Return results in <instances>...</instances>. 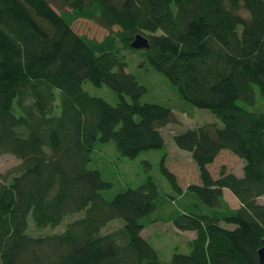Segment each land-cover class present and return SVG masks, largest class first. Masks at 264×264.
Returning a JSON list of instances; mask_svg holds the SVG:
<instances>
[{
	"label": "trees",
	"instance_id": "trees-1",
	"mask_svg": "<svg viewBox=\"0 0 264 264\" xmlns=\"http://www.w3.org/2000/svg\"><path fill=\"white\" fill-rule=\"evenodd\" d=\"M81 17L106 28L104 38L77 32ZM138 33L149 41L144 66L167 76L182 111L208 108L222 123L174 135L199 181L182 187L162 158L176 193L148 175L106 198L113 182L93 162L101 145L134 158L163 148L161 127L177 120L170 105L142 99L147 85L127 68L121 50ZM85 81L108 85L116 102ZM225 148L244 159L242 175L225 165L211 172ZM8 152L20 162L0 173V264H164L143 234L160 221L195 232L170 264H260L264 0H0V155ZM75 211L83 214L60 232H27L29 214L55 226ZM114 218L124 224L103 232Z\"/></svg>",
	"mask_w": 264,
	"mask_h": 264
},
{
	"label": "rangeland",
	"instance_id": "rangeland-1",
	"mask_svg": "<svg viewBox=\"0 0 264 264\" xmlns=\"http://www.w3.org/2000/svg\"><path fill=\"white\" fill-rule=\"evenodd\" d=\"M72 26L77 32L96 40H102L108 32L106 28L95 21L84 17L76 19ZM114 28L116 29L117 27L115 26ZM118 44L121 43L118 42ZM121 53L124 54L128 61V70L136 74L137 78L147 85L148 90L142 99L170 105L177 116V120L170 121L161 127L165 137V146L163 148L144 150L134 158L121 156L112 141L101 145L103 150L95 154L93 162L102 168L103 176L113 182L110 188L103 190V194L106 198H112L122 188L140 184L148 175H151L157 182L161 192L176 193V189L161 169L162 158H165L166 165L177 174L182 187H186L188 183L199 181V172L189 151L176 145L174 135L199 124L211 121L222 123V120L208 108L194 107L190 112L182 111L183 101L167 76L147 65L144 66L146 64L145 48H124ZM84 87L92 94L103 96L112 103L117 100L116 93L106 84L96 86L90 81H85ZM19 162L20 158L13 153L1 154L0 173ZM243 164L244 159L242 157L225 148L220 152L216 160L209 165V168L214 176H218L222 165H225L228 170L242 175ZM225 197L233 207L239 204L236 195L228 188L225 191ZM258 200L264 203V194ZM81 214L83 212H72L55 226H37L32 215L29 214L27 232L31 235L60 232L65 229L69 221L79 217ZM123 224L124 220L122 218H114L108 222L102 231L107 232ZM227 226L234 227L235 224H228ZM143 234L157 247L164 264H170L174 251H189L187 241L195 233L192 230L178 229L173 222L160 221L147 225L143 230Z\"/></svg>",
	"mask_w": 264,
	"mask_h": 264
},
{
	"label": "water",
	"instance_id": "water-1",
	"mask_svg": "<svg viewBox=\"0 0 264 264\" xmlns=\"http://www.w3.org/2000/svg\"><path fill=\"white\" fill-rule=\"evenodd\" d=\"M131 47L139 49V48H146L149 46V41L148 38L141 34L138 33L135 35V37L132 39L130 43ZM259 261L260 264H264V244L262 247L259 248Z\"/></svg>",
	"mask_w": 264,
	"mask_h": 264
},
{
	"label": "crops",
	"instance_id": "crops-1",
	"mask_svg": "<svg viewBox=\"0 0 264 264\" xmlns=\"http://www.w3.org/2000/svg\"><path fill=\"white\" fill-rule=\"evenodd\" d=\"M226 189H227V187H224V196H225V191H226ZM229 189V188H228ZM226 198V197H225ZM239 200V199H238ZM239 204H240V201H239ZM239 204L237 205V206H239ZM236 207V206H235ZM194 232V231H193ZM195 233V232H194ZM195 235V234H194ZM194 235L193 236H191L190 238H192V237H194ZM189 238V239H190ZM188 244V243H187Z\"/></svg>",
	"mask_w": 264,
	"mask_h": 264
}]
</instances>
